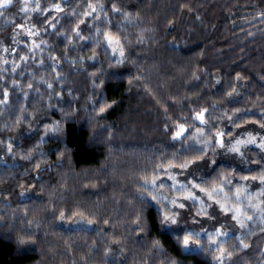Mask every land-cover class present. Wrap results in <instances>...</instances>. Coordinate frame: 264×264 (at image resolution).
Listing matches in <instances>:
<instances>
[{"label":"trees","instance_id":"16d2710c","mask_svg":"<svg viewBox=\"0 0 264 264\" xmlns=\"http://www.w3.org/2000/svg\"><path fill=\"white\" fill-rule=\"evenodd\" d=\"M28 3L0 9V37L39 33L0 70V264H264V220L245 248L232 235L187 252L144 196L202 156L185 143L195 129L264 128V0ZM238 79L246 92L230 100ZM79 216L95 229L59 225Z\"/></svg>","mask_w":264,"mask_h":264},{"label":"rangeland","instance_id":"374dc122","mask_svg":"<svg viewBox=\"0 0 264 264\" xmlns=\"http://www.w3.org/2000/svg\"><path fill=\"white\" fill-rule=\"evenodd\" d=\"M34 2L35 0H29L26 10L31 9ZM24 38L30 39L34 45L39 44L30 24L19 26L12 33L0 37V70L7 62V55L13 53L19 41ZM112 40V51L121 57L119 44L113 38ZM245 92V83L238 79V86L229 98L236 100L244 96ZM182 128L185 130L182 137H185L186 128ZM222 132L223 137H219V133L210 135L205 126L195 129L187 136L185 143L187 147L197 150L204 148L202 156L195 163H187V168L180 166L163 169L157 178L145 183L144 196L162 213L163 218L165 215L170 217L167 222L169 227L165 229L175 233L182 232L184 238L188 239L187 247L184 245V251L187 252L202 249L204 245L201 239H206L210 248L217 249L232 235H237L240 247L245 248L243 238L264 220V160L261 159L264 157V148L260 147L264 144V128L249 125L233 130L230 135L225 134L226 129ZM251 138H255V143L249 142ZM217 139L223 140L224 147L216 143ZM238 140L245 143L237 144ZM232 147L239 151H229ZM219 163L229 165L231 171L222 170L216 174L215 169ZM258 168L260 172L252 175L241 176L235 173L237 170L248 173ZM170 177H175V180ZM174 183L189 186L182 191L168 187ZM161 184L162 187L159 186ZM192 184L199 187L192 188ZM216 189L220 191L215 192ZM192 194L197 196L196 203L186 199ZM33 195V190H27L21 198ZM172 200L183 203L185 207H178V204L171 203ZM202 206L206 208V212L201 211ZM171 218L176 220L175 224L171 223ZM59 225L66 230L95 229L92 222L80 216L71 221L62 218ZM113 255H116V251H113ZM225 255L226 252L220 250L217 262L221 263Z\"/></svg>","mask_w":264,"mask_h":264},{"label":"snow or ice","instance_id":"6c2138e0","mask_svg":"<svg viewBox=\"0 0 264 264\" xmlns=\"http://www.w3.org/2000/svg\"><path fill=\"white\" fill-rule=\"evenodd\" d=\"M10 3H11V0H0V9H6V8H8L9 5H10ZM57 10H59V9H57ZM93 11H95V9H93ZM38 34H39V33H36V35H38ZM77 36H79V32H77ZM105 39H106L107 44H108L109 46L112 45L113 40H112L111 37L106 36ZM36 47H39V45H36ZM121 55H123V53H121ZM29 86L31 87V85H29ZM49 87H51V85H49ZM197 118L200 120L201 123H204V113H203V112L198 113ZM184 132H185V130L181 127L180 131H178V132L176 133L175 137H173V138H174V139L181 138V137L183 136V133H184ZM223 135H224L223 132L219 133V137H223ZM185 138H186V137H185ZM249 142H251V143H255V138H251V140H250ZM216 143H218V144L220 145V147H224V144H223V140H222V139H217V140H216ZM236 143H237V144H241V143H245V142H244V141H239V140H238ZM260 147L264 148V144L260 145ZM198 151L203 153V152H204V148H200V149H198ZM229 151L238 152L239 149L236 148V147H232V148L229 149ZM261 159L264 160V157H261ZM193 163H195V161H193ZM212 163L215 164V161H212ZM187 167H188L187 164H185V165H181V168H187ZM192 175H193V178H195V174L192 173ZM170 178H171L172 180H175V177H170ZM153 185L156 186V185H155V182H153ZM159 186L162 187L163 184H161V185H159ZM188 186H189L188 184H178V183H174V184L168 185V187L172 188L173 190H177V189H178V190H181V191H182L184 188L188 187ZM191 187H192V188H197V187H199V185H197V184H192ZM201 191H203V189H201ZM214 191H215V192H219L220 190H219V189H216V190H214ZM209 198H210V197H209ZM186 199H190V200L193 201V203H196V201H197V196H196L195 194H192V195L186 197ZM171 203H173V204H178V207H180V208H184V207H185V205H184L183 203H179V202L176 201V200H172ZM202 203H203V202H202ZM209 207H210V205H209ZM201 211L206 212V208H204V207L202 206ZM233 218H235V217H233ZM169 219H170V217H168L167 215L164 216V218H163V226H164V227H169V224L167 223V222L169 221ZM171 223H172V224H175V223H176V220H175L174 218H171ZM184 245H185L186 247H187V245H188V239H187V238H185V240H184ZM245 247H246V246H245Z\"/></svg>","mask_w":264,"mask_h":264}]
</instances>
